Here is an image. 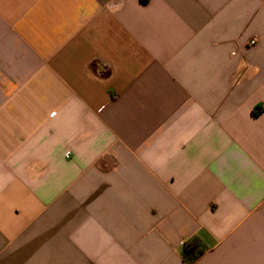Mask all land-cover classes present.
Returning a JSON list of instances; mask_svg holds the SVG:
<instances>
[{
    "label": "crops",
    "instance_id": "1",
    "mask_svg": "<svg viewBox=\"0 0 264 264\" xmlns=\"http://www.w3.org/2000/svg\"><path fill=\"white\" fill-rule=\"evenodd\" d=\"M0 264H264V0H0Z\"/></svg>",
    "mask_w": 264,
    "mask_h": 264
},
{
    "label": "trees",
    "instance_id": "2",
    "mask_svg": "<svg viewBox=\"0 0 264 264\" xmlns=\"http://www.w3.org/2000/svg\"><path fill=\"white\" fill-rule=\"evenodd\" d=\"M202 254V248L196 241H189L187 246H184L183 256L184 259L192 263L196 261Z\"/></svg>",
    "mask_w": 264,
    "mask_h": 264
},
{
    "label": "built area",
    "instance_id": "3",
    "mask_svg": "<svg viewBox=\"0 0 264 264\" xmlns=\"http://www.w3.org/2000/svg\"><path fill=\"white\" fill-rule=\"evenodd\" d=\"M250 44H251V45H254V44H255V41L252 40V41L250 42ZM187 245H188V242L184 244V246H187Z\"/></svg>",
    "mask_w": 264,
    "mask_h": 264
}]
</instances>
